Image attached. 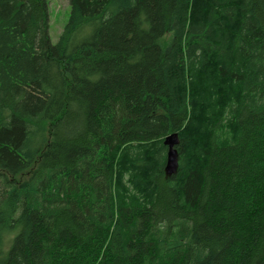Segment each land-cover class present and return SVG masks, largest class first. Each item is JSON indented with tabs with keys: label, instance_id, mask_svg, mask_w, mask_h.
Listing matches in <instances>:
<instances>
[{
	"label": "trees",
	"instance_id": "obj_1",
	"mask_svg": "<svg viewBox=\"0 0 264 264\" xmlns=\"http://www.w3.org/2000/svg\"><path fill=\"white\" fill-rule=\"evenodd\" d=\"M69 2L0 0V264H264V0Z\"/></svg>",
	"mask_w": 264,
	"mask_h": 264
},
{
	"label": "rangeland",
	"instance_id": "obj_2",
	"mask_svg": "<svg viewBox=\"0 0 264 264\" xmlns=\"http://www.w3.org/2000/svg\"><path fill=\"white\" fill-rule=\"evenodd\" d=\"M49 12H50L49 34L52 43L56 44L70 16L69 0H49ZM170 37H172V33H169L167 35V38Z\"/></svg>",
	"mask_w": 264,
	"mask_h": 264
},
{
	"label": "water",
	"instance_id": "obj_3",
	"mask_svg": "<svg viewBox=\"0 0 264 264\" xmlns=\"http://www.w3.org/2000/svg\"><path fill=\"white\" fill-rule=\"evenodd\" d=\"M164 144L168 147L167 171H174L178 162V153L175 148V146L179 144L178 134L168 136Z\"/></svg>",
	"mask_w": 264,
	"mask_h": 264
}]
</instances>
